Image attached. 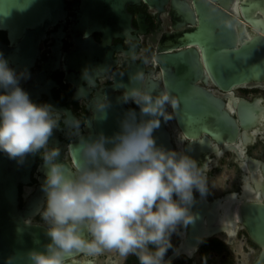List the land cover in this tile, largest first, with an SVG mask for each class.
Here are the masks:
<instances>
[{"label":"water","instance_id":"95a60500","mask_svg":"<svg viewBox=\"0 0 264 264\" xmlns=\"http://www.w3.org/2000/svg\"><path fill=\"white\" fill-rule=\"evenodd\" d=\"M140 1L79 0L75 3L73 35L77 43L87 46L81 49V59L84 54L89 59L113 37L128 35L132 27L127 6ZM142 1L154 12L167 10L171 21L157 48L160 79L147 78L145 86L154 93L169 92L177 99V105L175 108L166 105V114H172L174 122L161 118L153 136L158 145L176 148L169 126L176 129L177 125V132H181L177 139L182 142L178 147L186 148L205 172L210 161L208 156L220 154L222 150L232 151L238 147L239 135L246 142V134L253 136L264 129L262 100L249 101L234 94L238 87H264V0ZM65 5V0H0V29L8 32L10 40V46L0 41V52H4L15 68L29 70L38 55V45L51 25L60 21L57 34L60 38L64 35ZM94 32L101 33V42L94 40ZM126 110L117 99H110L103 113L96 110V132L92 135L103 132L111 136L119 131V121ZM136 112L139 118V110ZM242 147L237 151L239 156ZM71 152L76 162V143ZM35 160V154H28L18 163L0 153V264L10 255H17L15 264H24L23 253L41 248L49 239L42 224L28 219L37 213L43 201L41 184L23 207L19 204V184L30 181ZM249 164L255 186L245 187L240 197L234 192L211 201L205 196H195L192 205L195 219L181 233L178 245L179 254L185 253L192 259L189 264H198L192 255L203 239L229 227L220 223L219 214L223 208L232 210V200L238 202L237 219L259 248L250 264H264V161L252 158ZM40 179L43 181L44 177ZM78 253L70 254L66 264H90L76 260ZM177 256L171 252L166 258L171 257L173 261Z\"/></svg>","mask_w":264,"mask_h":264},{"label":"clouds","instance_id":"9594fccd","mask_svg":"<svg viewBox=\"0 0 264 264\" xmlns=\"http://www.w3.org/2000/svg\"><path fill=\"white\" fill-rule=\"evenodd\" d=\"M29 75L27 68L11 67L0 52V153L18 163L39 154L45 168L37 214L49 239L24 252V264H66L73 252L95 256L104 249L134 255L139 264H172L168 250L180 253L173 234L195 219L194 193L203 197L209 191L201 164L186 148L158 145L153 136L161 118L171 119L166 105L175 108L177 99L145 86L142 70L130 73L131 87L115 84L124 87L117 100L138 106L139 118L135 109L126 110L111 136H83L76 125L78 160L69 172L58 159L59 147L49 145L57 110L30 99L20 84ZM108 106L100 99L97 113ZM16 256L6 257L4 264H15Z\"/></svg>","mask_w":264,"mask_h":264},{"label":"flooded vegetation","instance_id":"af4514ba","mask_svg":"<svg viewBox=\"0 0 264 264\" xmlns=\"http://www.w3.org/2000/svg\"><path fill=\"white\" fill-rule=\"evenodd\" d=\"M78 1L65 0L67 14L62 23L64 35L60 38L57 34L61 25L60 21L47 29L46 36L38 45V55L34 64L28 70L29 77L20 81L21 86L29 93L31 100L37 103H50L57 110L52 115L56 117L58 114V126L49 139V145L59 147L60 156L58 159L67 163L72 171L74 170L75 160L71 147L77 141L75 126L78 125L80 135L94 133L96 104L100 99L107 102L110 99L116 100L120 96L124 91V87L115 86L119 78L125 87H131L127 75L140 69L146 78L160 79L158 75L160 66L156 60L158 43L171 25L167 10L160 13L156 10L154 12L142 0L137 4H128L127 11L131 14L132 27L130 33L123 37H113L109 44L98 47L96 54H92L89 59L86 54L83 55L84 59H81V49L87 46L76 42V36L73 35L74 30L71 27L76 15L74 4ZM93 38L97 43L101 42V33L94 32ZM58 40H61V43H58ZM0 41L10 46L6 30L0 29ZM8 48L13 49L15 47ZM8 62L11 67L15 68L11 60H8ZM15 69L17 71L22 70L20 68ZM85 69L88 71L85 74L87 78L83 75ZM257 88L263 91L254 92ZM238 89H244L245 92H238ZM234 94L249 101L260 98L261 102L264 103V87H238L234 90ZM121 104L127 109L139 110L138 106L131 101L127 104ZM171 119L174 122L172 114ZM175 126L176 129L169 126V130L172 135L171 140L177 148L182 142L177 139L181 132L178 133V127ZM188 140L189 138H187ZM236 143L239 150L243 146L241 156L237 153L238 149L237 151H224L222 147H220L222 150L220 154L213 153L208 156L210 158L209 166L205 170L208 183L211 170L215 169L221 161L226 160L228 164H232L238 173L235 187L232 189L225 190L217 195H211L209 190L205 197L210 201L231 192L236 193V197H240L245 187L255 186V182L252 181L251 168L245 169L243 162L246 161V164L250 167L249 160L252 158L264 161V129L258 130L253 138L246 142L239 135ZM35 156L36 160L31 171L30 181L19 184V204L21 207L34 195L38 185L42 183L40 178H43L45 174V168L39 154H35ZM245 174H247V178H245ZM246 181H248L247 184H245ZM194 196L197 197L199 194L194 193ZM225 201L226 199H223L222 203L224 204ZM231 204V206L238 205V202L232 200ZM219 215L220 223L227 224L229 228H232L234 223L224 220L223 210H220ZM28 219L31 222L43 225L37 213L28 217ZM235 226L236 229L231 235L228 234L227 229H223L203 239L195 251L197 255L199 253L202 256H220L224 259L227 246L232 247L235 252L234 241L236 243L239 239L244 238L248 244V241L253 242L246 228L238 219ZM186 227L180 228L178 234H173L171 239L174 246H178L181 242L180 235L186 230ZM206 243H213L214 247L203 253L202 247ZM171 252L173 250L169 249L166 256ZM128 256H131L130 259H128ZM128 256H121L116 249H104L95 256L79 252L75 259L81 263L88 261L90 264H139L134 255ZM191 261L192 259L188 258L187 254L182 253L174 258L172 264H189Z\"/></svg>","mask_w":264,"mask_h":264},{"label":"rangeland","instance_id":"374dc122","mask_svg":"<svg viewBox=\"0 0 264 264\" xmlns=\"http://www.w3.org/2000/svg\"><path fill=\"white\" fill-rule=\"evenodd\" d=\"M262 89H255L254 92H262ZM238 92H245L244 89H238ZM217 174H220V178L217 179ZM237 171L232 164H228L227 161H221L219 165L211 170V177L209 179L208 188L210 190L211 195H217L222 193L225 190L232 189L235 187ZM249 242V246L253 248L252 253H248L245 256H241L238 258L237 253L233 251V248L230 246L226 247V256L225 258H221L220 256H202L198 253L197 260L200 264H249L256 256L259 248L251 241ZM131 256H128L130 259Z\"/></svg>","mask_w":264,"mask_h":264},{"label":"bare ground","instance_id":"6f19581e","mask_svg":"<svg viewBox=\"0 0 264 264\" xmlns=\"http://www.w3.org/2000/svg\"><path fill=\"white\" fill-rule=\"evenodd\" d=\"M153 7L155 8V6H153ZM245 137H246L245 140H251L253 138V136L250 135V134H246ZM237 149H238L237 147L236 148H232V150H236V151H237ZM228 150L230 151L231 149H228ZM243 167L245 169H250L249 165L246 164V161L243 162ZM207 168H208V166H207ZM217 175H218L217 179H219L221 176H220V174H217ZM246 176H247V174H245V178L248 177V176L247 177ZM247 183H248V181H246L245 184H247ZM227 199L228 198H226V200ZM237 214H238V212H237V204L233 206L232 210H226V208H223V216H224L223 218H224V220H229L230 223H234V225H232V228H229V227L226 228L227 232H229L228 233L229 235L234 233V231L236 229L235 223H236V220H237V217H238ZM233 246H234L235 252L237 253L238 258H240L241 256H245L248 253H252L254 251L253 248L251 246H249V244L246 242V240L244 238L239 239V241H237L236 243L234 241L233 242ZM186 252H187V250H186ZM196 255H197L196 252L193 253L192 258H194L197 261ZM198 264H199V262H198Z\"/></svg>","mask_w":264,"mask_h":264},{"label":"trees","instance_id":"16d2710c","mask_svg":"<svg viewBox=\"0 0 264 264\" xmlns=\"http://www.w3.org/2000/svg\"><path fill=\"white\" fill-rule=\"evenodd\" d=\"M212 247H214V244L213 243H206V244H204L203 247H202L203 253H206Z\"/></svg>","mask_w":264,"mask_h":264}]
</instances>
